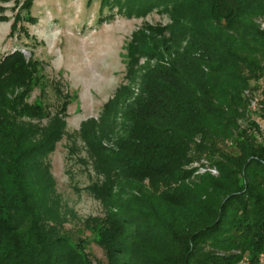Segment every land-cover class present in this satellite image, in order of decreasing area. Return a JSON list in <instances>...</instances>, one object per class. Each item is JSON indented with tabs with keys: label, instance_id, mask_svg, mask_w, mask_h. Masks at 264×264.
<instances>
[{
	"label": "trees",
	"instance_id": "trees-1",
	"mask_svg": "<svg viewBox=\"0 0 264 264\" xmlns=\"http://www.w3.org/2000/svg\"><path fill=\"white\" fill-rule=\"evenodd\" d=\"M34 1L21 2L11 36L30 39L21 23L36 24ZM105 9L129 18L161 9L169 22L131 35L124 80L79 124L97 174L87 190L101 214L90 230L104 261L27 200L22 166L52 183L46 160L65 134L69 97L54 80L59 110L28 103L44 67L16 51L0 60V264H258L264 144L238 120L251 81L264 84V0H100ZM233 136L235 151L224 152Z\"/></svg>",
	"mask_w": 264,
	"mask_h": 264
},
{
	"label": "rangeland",
	"instance_id": "rangeland-1",
	"mask_svg": "<svg viewBox=\"0 0 264 264\" xmlns=\"http://www.w3.org/2000/svg\"><path fill=\"white\" fill-rule=\"evenodd\" d=\"M22 1L0 0V60L19 51L26 61L33 59L43 64V89L34 87L28 103L39 98L46 111L59 110L61 101L54 80L60 81L62 92L69 97L65 134L46 160L52 183L35 167L26 163L22 166L27 200L42 221L58 224L64 233L86 243L94 260L103 262V252L90 230L91 219L99 216L101 210L87 190L97 180V174L78 135L79 124L97 117L103 103L124 80L126 46L131 35L143 24L164 26L169 22L168 15L161 9L143 18H129L107 9L100 15V0H35L31 15L36 24L21 23L27 28L29 39L22 33L10 35ZM143 62L139 60V65ZM221 146L224 152L235 151L232 146ZM197 157L203 160V155Z\"/></svg>",
	"mask_w": 264,
	"mask_h": 264
},
{
	"label": "built area",
	"instance_id": "built-area-1",
	"mask_svg": "<svg viewBox=\"0 0 264 264\" xmlns=\"http://www.w3.org/2000/svg\"><path fill=\"white\" fill-rule=\"evenodd\" d=\"M264 29V24L262 25ZM263 88L264 84L262 79L252 80L250 87L244 91V96L246 98V114L243 118L238 120L240 129H247V132H250L258 143L264 144V114H262L263 104ZM236 136V135H235ZM227 138L224 140L223 144L226 147L233 146L234 137ZM202 162H205L203 159ZM209 171L211 174H216L214 168H202V171ZM258 264H264L263 254L259 256ZM240 264H249L247 258H243L240 261Z\"/></svg>",
	"mask_w": 264,
	"mask_h": 264
}]
</instances>
